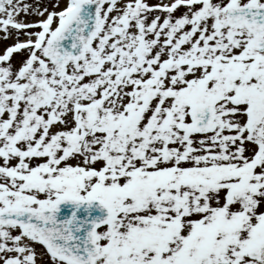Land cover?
Segmentation results:
<instances>
[{
  "label": "snow or ice",
  "instance_id": "1",
  "mask_svg": "<svg viewBox=\"0 0 264 264\" xmlns=\"http://www.w3.org/2000/svg\"><path fill=\"white\" fill-rule=\"evenodd\" d=\"M0 264H264V0H0Z\"/></svg>",
  "mask_w": 264,
  "mask_h": 264
},
{
  "label": "water",
  "instance_id": "2",
  "mask_svg": "<svg viewBox=\"0 0 264 264\" xmlns=\"http://www.w3.org/2000/svg\"><path fill=\"white\" fill-rule=\"evenodd\" d=\"M64 211H65V213H67V209H65Z\"/></svg>",
  "mask_w": 264,
  "mask_h": 264
}]
</instances>
